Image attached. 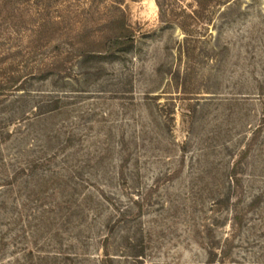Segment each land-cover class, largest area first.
Here are the masks:
<instances>
[{
  "label": "rangeland",
  "instance_id": "1",
  "mask_svg": "<svg viewBox=\"0 0 264 264\" xmlns=\"http://www.w3.org/2000/svg\"><path fill=\"white\" fill-rule=\"evenodd\" d=\"M43 1L0 0V69L35 65L44 57L33 46L50 42L65 72L23 86L41 98L57 91L71 110L54 117L50 163L22 165L42 156L45 130L31 124L0 143V264H35L38 252L53 259L56 251L107 252L106 264H203L209 249L194 228L212 220L209 237L228 234L229 258L264 260V0H48L57 24L39 36ZM120 19L127 29L108 26ZM111 32L128 49L91 78L79 42L105 50ZM7 105L0 97V122ZM71 127L82 151L78 142L64 147ZM73 151L102 157L84 176L106 201L63 224L62 197L40 177Z\"/></svg>",
  "mask_w": 264,
  "mask_h": 264
},
{
  "label": "trees",
  "instance_id": "2",
  "mask_svg": "<svg viewBox=\"0 0 264 264\" xmlns=\"http://www.w3.org/2000/svg\"><path fill=\"white\" fill-rule=\"evenodd\" d=\"M47 1L48 0H44L41 6L42 18L41 22L37 24L38 29L36 30L39 33V36L46 32L47 29H49L52 25L57 24V21H55V19L51 16V9L53 6ZM114 25L116 26V29H119L120 27V29L123 30L127 29L128 26L123 19L110 22L108 26ZM111 33L112 34L105 38L106 42H110L112 40V42L108 46H106L105 50L89 48L84 40H81L83 43L79 42L81 45L79 46L80 48L78 47L77 49H79L80 51L79 55L84 57V59L81 61V65L84 67L83 73L90 74V76H92L91 78H98L104 72V68L101 65L104 59H115L118 57L116 56L118 52H125L128 49V45L124 46L125 48H117L118 45H120V42H118L117 40L121 38V34L117 33L118 35H116L113 32ZM2 35L4 37H7L6 34ZM81 36L82 38H85L87 34L83 33L81 34ZM49 43L50 42H38V45L33 46V50L44 57L40 60H35V65H32L31 61L22 60L21 62L17 61L11 63V67L9 66L8 68L0 69V97L1 99L4 98V102H7V106H10L11 110L13 109L10 116L4 122H0V143L6 138L10 137L12 133H15L17 136H19L17 137L18 140L20 136H26L30 130V124L32 127L36 126V129L45 130L43 134L39 133V140L40 142L42 140L43 143L42 147H38L39 149L37 150L41 152L42 156H36V158H33L32 163H30V160H26L25 164H22L25 165L24 169L31 168L32 170V168H37L38 166L37 164H35L36 160L40 159L42 161V164H46L50 163V160L54 159L53 156L55 152L53 148L55 140L57 139H55L56 134L54 132V117L58 111H62L63 114L68 117L71 110L69 109L71 103L68 101H63L65 98H67V96L62 97L57 94V91L52 90L45 93L47 94L45 98H41L40 94H44V91L26 87L24 88L23 86L26 78H30L32 80H41L47 78L48 76L55 75V73L65 72L66 60L64 59L63 61L62 59L61 61H59L57 57H60V53L58 55L54 54V51L57 50V48H52V46L48 45ZM20 69L25 70V73L23 74L24 76L22 75L23 80H20L19 82V78L21 76H17L16 73L22 72V70ZM35 94L38 95L36 96ZM5 108L3 107L0 110L4 112V110L6 111ZM82 108L83 107L81 106V108L78 109V113L81 114L80 116H82V114L84 113H87V109ZM88 110H94V108L92 109L91 107H89ZM10 126H14L15 128L9 130ZM86 128L89 129L90 126ZM70 130L71 131L65 134L67 137L64 141V147L73 146V143L78 142V146L80 147L78 151H82L83 149H85V145L83 143V135L79 132H75L76 130H73L72 127ZM32 145L33 144H31L30 146ZM30 146H27V148H29ZM78 151L69 153V156L61 157L54 168L43 170L44 174L40 177L42 180H44V184L45 182H49L51 185H55L54 190L62 197L61 200L58 201V203H56L55 205L57 210L60 212V218L62 219L61 223L63 224L68 223L71 217L76 216H82V219L84 221V217H86L85 209L89 207L91 202H97V204H99L101 201H106L102 191L100 192V190H98L99 195H95L94 192H91L89 190L91 186L93 187V184L89 183L88 178H86L87 176H84L86 174V168H90V166H92L91 162H100L102 157H96L95 159H93V157L84 155V153H82L83 156H78ZM20 170L22 169L20 168ZM199 170H201V172L198 171L197 173L201 174L203 170ZM14 175H18V170L15 171ZM87 185L89 188L87 187ZM81 222L79 220L78 225L81 224ZM214 224V220H212L207 224H199L198 228H194L196 235L202 238L203 241H205L209 249L206 253L207 259L203 264H264V260L241 262L229 258L228 247L230 244V240L228 238V234H226V237H209V234H211L210 231H212L211 228L214 226ZM62 227L63 225H61V228ZM201 228L203 230H200ZM201 232H203V234L207 232V234L201 237ZM56 235H59V233H56ZM38 253L37 255H35V258L39 263L35 264H65V260H68L70 257L94 258L93 264H106L112 259V255L107 252H103L102 255H88L87 253L83 252L56 251L53 253L55 256L53 259L46 256L48 254L45 255L44 253ZM31 255L32 253L30 252L29 256ZM135 255L136 257L141 256L142 258L141 254ZM47 260H49V262L46 263L45 261ZM28 261H31V259L24 257V264H29L27 263Z\"/></svg>",
  "mask_w": 264,
  "mask_h": 264
}]
</instances>
